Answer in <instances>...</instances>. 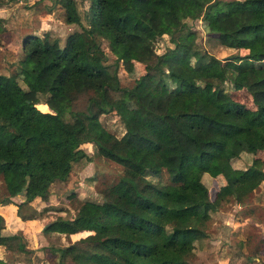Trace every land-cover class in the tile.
I'll return each instance as SVG.
<instances>
[{"label": "trees", "instance_id": "16d2710c", "mask_svg": "<svg viewBox=\"0 0 264 264\" xmlns=\"http://www.w3.org/2000/svg\"><path fill=\"white\" fill-rule=\"evenodd\" d=\"M14 1L0 0V11ZM52 2L61 23L76 27L63 37L24 32L14 73H0V206L36 220L50 200L40 232L86 233L44 247L58 255L56 264H187L207 235L210 211L230 197L241 202L264 180L259 158L232 165L242 153L264 151V0ZM77 3H86L82 12ZM194 17L221 45L247 53L222 60L204 51L187 23ZM22 18L29 24L27 13ZM4 32L0 15V41ZM163 35L172 46L157 53ZM120 67L131 85H122ZM227 81L253 106L229 93ZM82 86L95 94L79 103ZM109 113L122 124L119 136L99 119ZM84 146L122 168L100 201L79 188L66 196L50 189L88 157ZM163 173L165 181L149 178ZM204 174L224 179L213 198ZM74 199L72 214L63 215L62 202ZM5 226L0 213V264L30 261L22 233L5 234Z\"/></svg>", "mask_w": 264, "mask_h": 264}, {"label": "rangeland", "instance_id": "374dc122", "mask_svg": "<svg viewBox=\"0 0 264 264\" xmlns=\"http://www.w3.org/2000/svg\"><path fill=\"white\" fill-rule=\"evenodd\" d=\"M35 2L36 4H34ZM38 2L39 0H15L0 11L5 24V32L0 41V73H14L18 64L16 61L21 55L20 37L24 32L33 30L42 33L45 29H53L56 31L55 33L63 37L71 27H76L75 25L65 26L61 23L63 16L60 7L56 5L49 9L53 4L52 0ZM28 5H31V9L25 8ZM33 6L36 7V11H32ZM85 7L86 3L78 4L80 12ZM23 13L29 15V18L25 20L29 24L23 23ZM187 23L197 30L196 43L204 51L219 59L224 60L230 55L241 56L248 51V48L236 49L221 45L217 39L205 32L200 17L187 19ZM25 25L27 26L25 27ZM24 27L26 30L22 31ZM102 46L112 60L113 55L108 51L105 41L102 42ZM168 46H172L168 35H163L155 41L157 53L163 52ZM118 75L122 85H131L132 78L123 67L119 68ZM225 88L246 106H253L246 90H232L233 87L231 88L229 81L225 84ZM94 94L93 89L82 86L77 101L82 103L88 96ZM99 119L114 134L117 136L121 134L122 124L115 114L101 115ZM84 149L88 157L74 162L68 178L63 182H53L50 189L56 192L58 196H66V193L68 194L73 188H79L83 198L100 201L105 188L116 182L122 174V168L117 163L96 154L93 147L84 146ZM254 157L260 160L256 167L264 170V151L255 154L242 153L232 159V165L236 168H244L252 162ZM149 178L153 181H165L166 175L163 173L152 175ZM201 179L208 188L210 198H213L215 192L224 184L223 177L219 175L210 177L204 174ZM20 199L19 196L14 197L16 201ZM62 204H65L62 214L71 215L75 199L62 202ZM21 226V221L16 219L10 225V229L13 230ZM205 230L207 232L206 237L196 242L193 253L187 258V264H264V180L241 202L230 197L211 210L210 218L205 224ZM85 235L86 233H82L72 237L58 232L38 233L39 248L30 264H40L39 260L44 258L45 261L42 264H56L58 255L52 254L48 248L44 249V247H64ZM42 247L43 249H41Z\"/></svg>", "mask_w": 264, "mask_h": 264}, {"label": "crops", "instance_id": "0c3cea01", "mask_svg": "<svg viewBox=\"0 0 264 264\" xmlns=\"http://www.w3.org/2000/svg\"><path fill=\"white\" fill-rule=\"evenodd\" d=\"M44 203L46 205L40 206L39 208L42 207L45 210H44V212H41L42 214L40 213V218H38L36 220H34V219L33 220H23L20 216L15 214L14 207H12V206H8V207L7 206H0V213H2L6 218V226L3 229V233L12 234L15 232H21L22 235L24 236L25 241L27 242L26 248L28 250H33V254H32L33 256H32L30 261L18 260L15 262V264H30L33 261V257L37 254L36 251L39 248L37 235H38V233H40V234L42 233V232H40L41 230H40L39 224L42 221V219L46 218L47 213L51 212L50 207H48L50 204H52L51 201L46 200ZM16 219H19L21 221L22 226L11 230L10 225ZM43 261H45V258L43 260H41V259L39 260L40 264H42Z\"/></svg>", "mask_w": 264, "mask_h": 264}, {"label": "water", "instance_id": "95a60500", "mask_svg": "<svg viewBox=\"0 0 264 264\" xmlns=\"http://www.w3.org/2000/svg\"><path fill=\"white\" fill-rule=\"evenodd\" d=\"M229 57H232V56H229Z\"/></svg>", "mask_w": 264, "mask_h": 264}]
</instances>
